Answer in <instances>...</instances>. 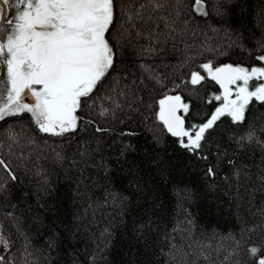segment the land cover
<instances>
[{
    "label": "snow or ice",
    "instance_id": "6c2138e0",
    "mask_svg": "<svg viewBox=\"0 0 264 264\" xmlns=\"http://www.w3.org/2000/svg\"><path fill=\"white\" fill-rule=\"evenodd\" d=\"M248 11V0H0V195L19 192L0 218V264H38L42 228L45 264H264V9L259 36ZM196 169L202 188L186 179ZM204 197L227 230L195 229Z\"/></svg>",
    "mask_w": 264,
    "mask_h": 264
},
{
    "label": "trees",
    "instance_id": "16d2710c",
    "mask_svg": "<svg viewBox=\"0 0 264 264\" xmlns=\"http://www.w3.org/2000/svg\"><path fill=\"white\" fill-rule=\"evenodd\" d=\"M248 16H249V23H248V29L251 32H254L257 36L260 35L261 32V25L259 23V12L261 9H264V0H248ZM238 49L236 50V54H233L231 59H238ZM41 163L44 164L45 167L49 166V162L45 160H41ZM32 179V178H30ZM186 179L190 182L191 186H196L198 188H202L203 184L201 183L202 179V173L199 169H196L195 171H192L190 173H186ZM51 180L54 182V185L56 187V199L61 203V207L64 209V211L68 210V207H70V197L71 192L68 186L67 181L62 180L58 177L57 174H53L51 176ZM217 183H220V181H217ZM220 187L222 190H219L216 192V196L219 197L220 200L227 203L228 198L230 197L231 193L227 191V188L220 183ZM19 192L17 189H12L11 194L6 198L3 195H0V218H3L4 212L6 207H9L10 205L15 204L16 198L18 197ZM170 200L168 201L169 210L172 211L173 207L178 203L180 199V194L176 192L170 193ZM34 199V198H33ZM29 203H33L32 200L29 201ZM33 207H38V205L33 203ZM184 207H188V205H184ZM43 211V210H41ZM82 211V209H81ZM190 211L192 213V217L195 221V229L198 231L201 235H207L211 236L213 230L219 229V230H227L230 227V224L228 222V217L226 215H217L215 212V202H209L207 197H204L200 199L197 202H194L191 204ZM88 215L91 216V210L89 209ZM97 221H100L99 227L103 226V222L101 220L100 213H97ZM45 219L47 221L52 220L51 213L45 214ZM173 222L176 221H183V216L180 215L179 209L177 208L174 212L173 216L171 217ZM27 217H25L24 221L22 223H27ZM235 222L234 220L232 221ZM94 228H96L97 231H99V227L97 225H93ZM169 227H172V224H169ZM48 235V229L42 228L39 231L33 232V235L31 236V243L36 249L35 252V259L38 262V264H45L46 260H54L55 253H53L52 257H46L41 254V250H46L45 246L47 244V240L45 239Z\"/></svg>",
    "mask_w": 264,
    "mask_h": 264
}]
</instances>
